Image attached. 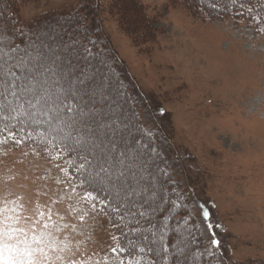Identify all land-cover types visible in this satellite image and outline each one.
<instances>
[{
    "label": "rangeland",
    "instance_id": "374dc122",
    "mask_svg": "<svg viewBox=\"0 0 264 264\" xmlns=\"http://www.w3.org/2000/svg\"><path fill=\"white\" fill-rule=\"evenodd\" d=\"M227 2L23 0L18 5L23 24L40 19L37 40L27 42L23 55L30 67L52 65L46 75L53 89L56 80L51 78L62 73L82 89L81 95L87 93L84 100L95 109L93 127L111 125L99 129L101 138L112 137L117 154L133 156L136 166L118 193L127 205L131 200L140 204L149 233L166 229L162 220L153 224V207L163 213L170 208L166 200L173 201L184 207L191 229L187 234L185 228L181 248L188 252L185 261L191 258L193 236L210 264H264V23L218 17L215 11ZM129 4L134 11L124 16L121 6ZM6 6L0 3V55L14 64L19 55L12 51L3 21ZM79 11L90 15L87 26L106 41L103 57L111 52L116 67L111 73L97 57H85L81 43L75 44L79 26L65 17ZM35 50L42 61L32 59ZM67 73L79 75L72 81ZM9 97L7 102L18 101L10 116L34 123L49 119L36 108L19 109L22 99ZM47 125L48 132L55 131V124ZM141 132L154 133L150 140L158 150L143 138L140 142ZM66 162L27 147L0 151V209L9 210L0 212V219L16 216L18 227L36 230L30 235L48 233L56 255L63 257L57 264H151L144 250L133 259L123 257L110 217L94 195L73 182ZM203 207L210 210V221L203 220ZM214 236L221 242L218 250L210 243ZM170 248L173 255V244Z\"/></svg>",
    "mask_w": 264,
    "mask_h": 264
},
{
    "label": "trees",
    "instance_id": "16d2710c",
    "mask_svg": "<svg viewBox=\"0 0 264 264\" xmlns=\"http://www.w3.org/2000/svg\"><path fill=\"white\" fill-rule=\"evenodd\" d=\"M4 2L7 3V6L3 9L2 14L4 15V24L8 26L11 33V39H9L10 46L17 49L15 52L19 56H22L27 53L25 52L27 42L29 41L34 43L37 40V33H35V29H38L37 24L40 19L35 21L33 20L25 26L23 21H21L22 19L19 17L18 10V5L21 7L20 2H23V0H0V3ZM121 7L123 8L122 12L124 11V16L130 15L132 11H134L132 4ZM199 7L209 9L208 11L216 9V7L212 8L211 6ZM114 12H116V10ZM215 13H217L220 18L230 19L233 21L255 19L260 23H264V0H231V2L226 3L224 9H218ZM95 14L96 13H94V15ZM67 15L68 16L65 18L69 21L77 23L79 26V28H75V32L78 36L81 34V37L79 41L75 42V44L81 43L84 46V56H88V58L91 57L93 59L94 57H97L102 66L107 68L109 73H111L113 67L116 69L114 66L115 61L112 58L111 52L107 53L106 57H103L106 41L99 36L100 34L97 33V29L93 31L89 26H87L88 17L90 15L81 14L80 11L71 12ZM11 52L12 51H10V53ZM34 52L37 54L38 50H35ZM71 57L75 59L77 58L76 60L80 59V57L77 55L75 56L74 53L71 54ZM40 61H42V57L40 58ZM61 69L63 70L62 66ZM61 69L59 70L58 68V70L62 72ZM16 72L19 74L18 70H16ZM94 73H96V71H93L92 78H95ZM78 75L79 74L73 75L67 73V76L72 79V81L73 79L75 80ZM54 76L55 77H52L51 79L59 81L60 84L67 82V80L63 79L62 73ZM128 85L129 90L131 89L133 92L131 84L128 83ZM12 98L17 99V97L11 96L9 97V100ZM6 100L7 99L3 96L0 97V104L4 105L3 108H0V151L9 148L22 149L27 147L33 151H40L44 155L51 157H57V154H59V157L66 160L67 172L68 175L71 176L73 182L79 187V189L94 195L101 203L102 213H104L105 216L110 217L111 231L117 238L118 245L123 251L124 258L127 257L133 259L141 252V250H144L149 256L151 264H187L191 259L193 261H190V264H210L208 259L203 256L204 254L201 255L197 250V242L195 240L192 242L194 247L191 248V253H189L191 258L186 260L188 261L187 263L185 261V258L188 257V252L181 250V248L185 246V228H187V234L191 229L185 221L184 207H177L172 203L173 201L168 202V200H166V203L170 205V208L161 213L162 209L154 206L151 211V215L154 218L153 224H155L157 220H162L166 225V229L160 230L156 235L149 233L148 231L150 228L143 221L144 212L141 210L142 207L140 204L131 200V204L129 203L127 205L126 197L118 193V189L116 190L115 187L110 185L103 186L98 182H91L89 173H94L96 171V161L91 155L88 157L87 161L81 159V156L87 155L88 152L85 144L82 142L76 143L75 133L68 135V129H65L64 132H48L47 128L50 127L47 125L48 119L46 118H44L42 122L40 119L39 123H34L29 119H21L20 115H17V117L10 116L13 114L11 109L16 108L18 101L7 102ZM23 104L24 107L30 108L24 103V101ZM5 116L8 118L5 119ZM136 121L138 123L139 119H136ZM138 134L140 142L143 138L147 143H150L153 151L158 150L157 145L150 140L154 133L149 132L148 134H145L144 132H141V135L140 133ZM63 145H67L70 151H61V147ZM158 153L159 151H157V159L159 157ZM158 168H160V170L162 169L159 165ZM156 237L158 240L155 239ZM172 244L175 247L173 255L170 248ZM165 254L166 257H164ZM168 258H170L169 261H167Z\"/></svg>",
    "mask_w": 264,
    "mask_h": 264
},
{
    "label": "snow or ice",
    "instance_id": "6c2138e0",
    "mask_svg": "<svg viewBox=\"0 0 264 264\" xmlns=\"http://www.w3.org/2000/svg\"><path fill=\"white\" fill-rule=\"evenodd\" d=\"M260 30L264 31V29ZM16 50L12 49V51ZM32 59L39 61L40 54L37 53V56ZM0 61H3L0 63V96L7 99L10 94L18 100L22 99L30 108H36L39 115L48 116V123L50 126L55 124V131L64 132L68 129V135H72L74 131L76 143L82 142L90 146L88 154L82 155L81 159L87 161L88 155H91L96 161V171L89 173L91 182L110 185L117 189L128 184L129 173L136 166L134 158L127 151H120L117 154L112 137L107 140L101 138L99 129L111 128L110 124H98L97 127H93L96 123L93 115L95 109L89 108L90 101L84 100V95L87 93L81 95L82 89L71 81L65 84L55 81L56 88L53 89L46 75L53 72L52 65L34 63L30 67L29 60L25 56H19L16 63L9 64L8 60L0 55ZM14 69H19V74ZM41 77H44L43 81ZM25 93L30 95L25 97ZM3 107L4 105L0 104V108ZM18 107L22 110L24 104H19ZM11 111L16 112L17 108H12ZM29 115L32 113L29 112ZM85 134L88 135L87 139ZM61 151H70V149L67 145H63ZM89 195L91 196V193ZM8 211L7 208L0 209V212ZM203 214L205 218H208L207 210ZM18 223L19 218L16 216L5 215L3 219H0V264H57L58 260L63 259L62 256L56 255L57 246L49 238L48 233L30 235V232L34 233L36 230L25 231L17 226ZM212 227L213 225L209 223L208 228ZM44 228L47 229L48 225L45 224ZM210 243L216 249L221 247L218 239H211ZM63 250L59 249V251ZM68 264H77V262L69 260Z\"/></svg>",
    "mask_w": 264,
    "mask_h": 264
},
{
    "label": "built area",
    "instance_id": "2783aa9c",
    "mask_svg": "<svg viewBox=\"0 0 264 264\" xmlns=\"http://www.w3.org/2000/svg\"><path fill=\"white\" fill-rule=\"evenodd\" d=\"M190 240H191V242H190ZM190 240H189L188 244H189V247H190V250H191V248L194 247V244L192 243V242H194V237L191 236V239Z\"/></svg>",
    "mask_w": 264,
    "mask_h": 264
}]
</instances>
